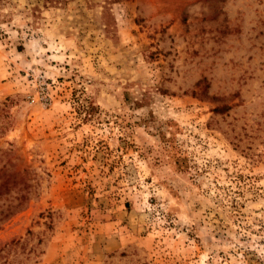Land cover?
I'll use <instances>...</instances> for the list:
<instances>
[{
    "label": "rangeland",
    "instance_id": "rangeland-1",
    "mask_svg": "<svg viewBox=\"0 0 264 264\" xmlns=\"http://www.w3.org/2000/svg\"><path fill=\"white\" fill-rule=\"evenodd\" d=\"M2 180L0 264H264V0H0Z\"/></svg>",
    "mask_w": 264,
    "mask_h": 264
},
{
    "label": "trees",
    "instance_id": "trees-1",
    "mask_svg": "<svg viewBox=\"0 0 264 264\" xmlns=\"http://www.w3.org/2000/svg\"><path fill=\"white\" fill-rule=\"evenodd\" d=\"M54 1H56V0H49V2H54ZM11 179H12V181H11ZM11 181V186H13L14 188H17V193H18V195H22L21 194V192H22V190L21 189H19L18 188V185L20 186V183L21 182H24L23 181V179L20 177H18V176H16V175H13V177H11L10 179H9V182ZM5 182V183H4ZM23 184V183H22ZM8 187H10V185H8V183H6V181L5 180H2L1 182H0V190H1V188H5V189H7ZM6 191H8V190H6ZM5 191V192H6ZM19 199V198H18ZM17 199V202H15L13 205H11V209H7V212L6 213H4L3 214V216L1 217V219L2 218H5V217H7V216H9V215H11V214H14V212L16 211V210H18L19 209V207L21 206V204H23V202H24V200H25V197H24V195L23 196H21V200L19 201ZM13 206V207H12ZM12 208H14V209H12ZM15 208H16V210H15ZM0 214H2V213H0Z\"/></svg>",
    "mask_w": 264,
    "mask_h": 264
}]
</instances>
